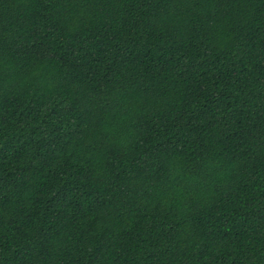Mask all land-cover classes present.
Returning a JSON list of instances; mask_svg holds the SVG:
<instances>
[{"label":"trees","instance_id":"obj_1","mask_svg":"<svg viewBox=\"0 0 264 264\" xmlns=\"http://www.w3.org/2000/svg\"><path fill=\"white\" fill-rule=\"evenodd\" d=\"M0 264H264V0H0Z\"/></svg>","mask_w":264,"mask_h":264}]
</instances>
